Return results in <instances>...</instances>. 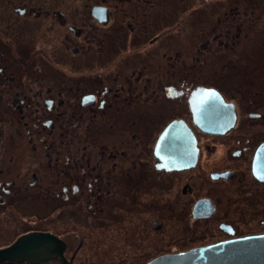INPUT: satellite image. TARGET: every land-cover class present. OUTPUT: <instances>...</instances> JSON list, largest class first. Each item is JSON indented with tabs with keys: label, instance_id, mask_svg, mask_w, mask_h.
<instances>
[{
	"label": "flooded vegetation",
	"instance_id": "af4514ba",
	"mask_svg": "<svg viewBox=\"0 0 264 264\" xmlns=\"http://www.w3.org/2000/svg\"><path fill=\"white\" fill-rule=\"evenodd\" d=\"M112 216L163 255L264 235V0H0V251L56 242L0 264Z\"/></svg>",
	"mask_w": 264,
	"mask_h": 264
},
{
	"label": "water",
	"instance_id": "95a60500",
	"mask_svg": "<svg viewBox=\"0 0 264 264\" xmlns=\"http://www.w3.org/2000/svg\"><path fill=\"white\" fill-rule=\"evenodd\" d=\"M223 113L224 108L221 106V116ZM189 161L190 159L187 163ZM48 243L56 242L47 235H27L20 238L12 247L0 251V261L42 259L48 251L46 250ZM61 249L58 252L59 256L62 254ZM148 264H264V235L230 240L180 254L163 255Z\"/></svg>",
	"mask_w": 264,
	"mask_h": 264
},
{
	"label": "rangeland",
	"instance_id": "374dc122",
	"mask_svg": "<svg viewBox=\"0 0 264 264\" xmlns=\"http://www.w3.org/2000/svg\"><path fill=\"white\" fill-rule=\"evenodd\" d=\"M241 102H244V97L241 98ZM120 225L125 226L124 222L120 223L112 216V219L109 217L108 222L102 227H93L87 231L81 228L83 234L87 236V241L77 254H71L73 264H146L154 258L178 249L173 242H167V237L160 235L154 237L141 230L142 233L138 231L137 234H132L131 238L132 235L120 230ZM248 227L250 224L246 226ZM153 239L156 244L155 250L153 244H150L153 248L147 246ZM73 250L74 247L72 252Z\"/></svg>",
	"mask_w": 264,
	"mask_h": 264
}]
</instances>
